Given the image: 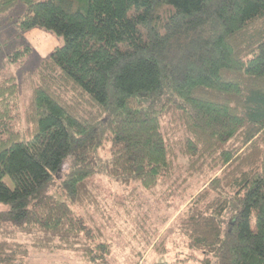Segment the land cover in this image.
I'll use <instances>...</instances> for the list:
<instances>
[{"label": "trees", "instance_id": "obj_1", "mask_svg": "<svg viewBox=\"0 0 264 264\" xmlns=\"http://www.w3.org/2000/svg\"><path fill=\"white\" fill-rule=\"evenodd\" d=\"M11 12L65 43L25 74L23 105L0 79V264L107 263L77 212L98 203L99 174L181 187L190 260L264 264V0H0Z\"/></svg>", "mask_w": 264, "mask_h": 264}, {"label": "rangeland", "instance_id": "obj_2", "mask_svg": "<svg viewBox=\"0 0 264 264\" xmlns=\"http://www.w3.org/2000/svg\"><path fill=\"white\" fill-rule=\"evenodd\" d=\"M11 16L15 14H0V79L5 74L18 79L23 105L29 95L24 85L25 74L46 60L65 39L41 27L21 31ZM25 46H30V52L22 60L12 62L13 51ZM174 135L182 137L183 132ZM179 160L187 163L186 158ZM67 168L68 163L63 171ZM202 182L203 179L195 178L189 190L195 193ZM96 183L100 185L98 203L81 207L77 212L90 226L99 227L102 238L110 244L104 264H199L188 258L189 251L176 232L178 217L187 205L181 201L185 195L181 187L168 189V183L154 189L137 183L125 186L103 174H99ZM73 254L34 252L23 264H87Z\"/></svg>", "mask_w": 264, "mask_h": 264}]
</instances>
